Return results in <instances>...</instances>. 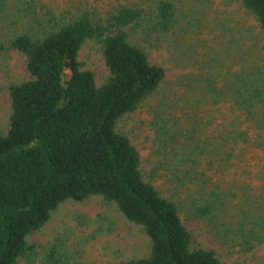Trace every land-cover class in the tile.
I'll return each mask as SVG.
<instances>
[{
    "label": "trees",
    "instance_id": "1",
    "mask_svg": "<svg viewBox=\"0 0 264 264\" xmlns=\"http://www.w3.org/2000/svg\"><path fill=\"white\" fill-rule=\"evenodd\" d=\"M240 4L264 34V0ZM229 22L227 17L217 19L213 43L238 67L223 71L226 60L216 54L203 62L192 83L194 89L202 86L211 104L228 103V111H239L253 128L264 130V63L256 62L254 52H245L246 43L257 44L250 28ZM208 24V13L204 17L194 7L180 15L174 0H117L104 15L96 9L57 13L43 0H0V54H23L29 74L8 87V129L0 134V264H16L19 258L36 264L37 251L27 236L64 200L93 195L113 203L149 239L146 256L114 264H222L213 249L192 245L178 206L145 180L137 149L117 129L118 119L135 111L165 79L164 67L149 60L141 42L152 48L171 44L177 50ZM87 41L98 46L108 69L99 85L78 59ZM189 44L197 50V43ZM168 53L169 62L179 66L176 53L171 48ZM241 122L230 127L236 129L229 131L232 145L224 147L228 157L247 140L248 130L237 129ZM197 125L185 138L192 144L188 152L204 155L203 165L166 152L176 142L166 119L153 126L159 153L170 168L168 178L192 185L187 188L189 216L204 218L223 211L227 197L213 177L222 171L218 168L223 164L212 159L221 147L196 141ZM163 168L159 160L152 174L159 176ZM245 219L243 225L250 217ZM263 242L264 219H252L240 246L249 251ZM66 259V249L55 240L40 264H65Z\"/></svg>",
    "mask_w": 264,
    "mask_h": 264
},
{
    "label": "rangeland",
    "instance_id": "2",
    "mask_svg": "<svg viewBox=\"0 0 264 264\" xmlns=\"http://www.w3.org/2000/svg\"><path fill=\"white\" fill-rule=\"evenodd\" d=\"M115 2L117 0H43L57 13L96 9L103 15ZM174 2L180 15L194 7L199 12L203 11L204 17L205 12L208 13L210 24L201 33L186 37V44L179 45L177 50L171 44L152 48L141 42L149 60L164 67L165 79L135 111L118 119L117 129L125 133L137 149L145 180L178 206L180 217L191 235L192 245L213 249L222 264H264V242L249 251H244L240 246L243 230L251 226L252 219H264V130L253 128V123L245 121L239 111H228V103L211 104L204 96L202 86L194 89L192 83L203 62L216 54L226 60L223 71L238 67L233 62L231 66L232 60H227L213 43V37L218 33V18L227 17L230 25L241 23L250 28V36L254 37L257 44L253 46L252 43H246L244 49L247 53H255L257 63H264V60L260 61L264 58V34L259 31L254 17L241 7V0ZM131 40L135 41L136 37H131ZM191 41L197 43V50L189 47ZM168 48L176 53L174 58L179 61V66L169 62L168 56L171 55ZM78 59L83 68L94 73L98 85L106 79L108 69L94 42L84 43ZM28 78L23 54L16 50L0 54V134H5L8 129L11 111L8 87ZM165 119L176 132L175 144L166 149L169 155L176 153L190 156L196 162L204 163V155L195 150L188 152L192 144L185 134L195 122H198L196 141L212 145L219 143V155H212L213 152H209V155L223 164L218 168L222 171L218 170L213 176L214 182L219 183L220 190L227 197L225 208L220 213H211L204 218L189 216L186 209L187 188L192 185L186 181L176 184L170 181L167 174L170 168L154 140V123ZM238 120L243 122L239 123L237 129L248 130L247 140L239 142L234 147L233 155L228 157L224 147L232 145L229 143V131L236 129L230 127ZM159 160L164 168L159 176H155L152 173ZM245 216L250 217V220L243 225L241 221L246 220ZM55 240H59L67 251L65 264H114L122 259L144 257L149 252V239L142 227L129 221L113 203L105 202L98 195L80 201L64 200L50 213L49 219L39 230L27 236V241L34 244L37 251L36 264L42 262L45 252ZM16 264L27 262L19 258Z\"/></svg>",
    "mask_w": 264,
    "mask_h": 264
}]
</instances>
